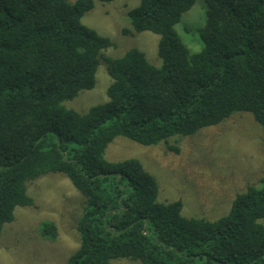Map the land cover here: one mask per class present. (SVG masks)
<instances>
[{"label": "trees", "instance_id": "trees-1", "mask_svg": "<svg viewBox=\"0 0 264 264\" xmlns=\"http://www.w3.org/2000/svg\"><path fill=\"white\" fill-rule=\"evenodd\" d=\"M0 0V236L18 207L35 206L28 185L61 174L85 197L80 244L66 264H264V176L218 220L186 218L183 202L159 203V185L137 159L110 162L123 136L156 146L250 113L264 132V0H204L203 48L176 31L196 0H140L127 35L160 37L161 67L83 24L96 2ZM104 62L108 101L86 113L71 101L96 84ZM178 152V148H172ZM55 241L57 226L41 225Z\"/></svg>", "mask_w": 264, "mask_h": 264}, {"label": "rangeland", "instance_id": "rangeland-1", "mask_svg": "<svg viewBox=\"0 0 264 264\" xmlns=\"http://www.w3.org/2000/svg\"><path fill=\"white\" fill-rule=\"evenodd\" d=\"M139 4L140 0L96 2L82 21L113 42L114 46L103 53L106 58H120L136 48L159 68L162 66L158 56L160 37L147 31L132 36L124 33L132 29L129 12ZM206 12L205 1L196 0L176 25L177 33L192 53L203 48L200 31L206 24ZM111 84L112 78L102 62L95 87L64 105L84 114L108 101ZM105 157L115 163L141 161L158 182L159 203L181 200L184 217L214 221L229 213L237 195L243 194L248 186H261L264 132L250 113H236L219 126L189 137L175 136L168 143L156 146H143L119 136L109 144ZM28 195L35 206L18 207L13 222L3 228L0 264H66L79 248L78 224L84 213L85 197L61 174H50L30 183ZM46 221L57 226L55 241L41 234V225ZM113 264L141 263L118 260Z\"/></svg>", "mask_w": 264, "mask_h": 264}]
</instances>
